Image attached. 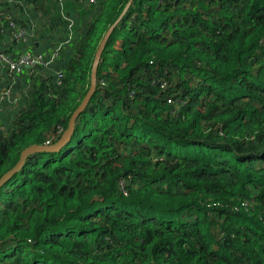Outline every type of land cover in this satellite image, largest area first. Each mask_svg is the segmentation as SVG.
Returning a JSON list of instances; mask_svg holds the SVG:
<instances>
[{"label": "trees", "instance_id": "obj_1", "mask_svg": "<svg viewBox=\"0 0 264 264\" xmlns=\"http://www.w3.org/2000/svg\"><path fill=\"white\" fill-rule=\"evenodd\" d=\"M128 1L0 0L47 62L0 63V176L117 21L0 187V264H264V0Z\"/></svg>", "mask_w": 264, "mask_h": 264}, {"label": "water", "instance_id": "obj_2", "mask_svg": "<svg viewBox=\"0 0 264 264\" xmlns=\"http://www.w3.org/2000/svg\"><path fill=\"white\" fill-rule=\"evenodd\" d=\"M131 2H132V0H129L127 3V6ZM116 24H117V21H115L113 24H111L107 28V30L105 31L102 39L100 40V43H99L97 50L94 54L93 62L91 65L90 86H89L85 96L83 97V99L79 103V105L72 112L66 129L61 133L59 138L54 143L31 144V145L25 147L20 152L19 159L15 163V165L0 176V187H2L15 173H17L22 168V166L24 165V163H25V161L29 155L36 153V152H56L70 141L72 134L74 132V128H75V120L78 117V115L85 109L87 103L90 100V97L92 96V94L94 93V91L96 89L97 67H98V64L100 61L101 53H102L104 45H105L111 31L113 30V28L115 27Z\"/></svg>", "mask_w": 264, "mask_h": 264}, {"label": "built area", "instance_id": "obj_3", "mask_svg": "<svg viewBox=\"0 0 264 264\" xmlns=\"http://www.w3.org/2000/svg\"><path fill=\"white\" fill-rule=\"evenodd\" d=\"M93 1V0H90ZM15 40H20L23 38H27L26 32L24 30H19L13 35ZM54 51L51 58L56 56L58 49ZM0 63H2L10 73L18 72L22 68H30L37 64H47L44 61L43 56L38 53H33L30 50H27L21 54H19L16 58L11 57L8 53L0 52ZM60 78V74L58 73V79ZM3 95L9 94V89L3 88Z\"/></svg>", "mask_w": 264, "mask_h": 264}, {"label": "rangeland", "instance_id": "obj_4", "mask_svg": "<svg viewBox=\"0 0 264 264\" xmlns=\"http://www.w3.org/2000/svg\"><path fill=\"white\" fill-rule=\"evenodd\" d=\"M16 39V38H15Z\"/></svg>", "mask_w": 264, "mask_h": 264}]
</instances>
